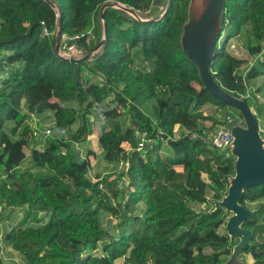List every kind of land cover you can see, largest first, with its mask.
I'll use <instances>...</instances> for the list:
<instances>
[{
  "label": "trees",
  "instance_id": "trees-1",
  "mask_svg": "<svg viewBox=\"0 0 264 264\" xmlns=\"http://www.w3.org/2000/svg\"><path fill=\"white\" fill-rule=\"evenodd\" d=\"M51 1L57 9L45 0H0V195L7 208L25 210L4 244L22 264H225L238 240L228 235V214L215 203L227 195L236 159L230 151H210L208 140L228 118L230 125L245 123L237 108L208 91L184 51L192 0H173L162 19L151 22L162 15L164 0ZM107 3L135 15L107 8L103 22ZM58 10L63 35L92 31L93 47L88 37L78 41L86 54L98 48L107 25L104 45L89 60L61 59L57 37L42 35V23L57 33ZM222 27L229 34L211 72L250 108L248 81L264 75V63L246 76L245 66L263 51L264 0H225ZM247 27V44L236 54L231 41ZM153 101L149 115L144 107ZM105 102L104 116L122 112L126 127L114 121L96 132L91 118ZM256 103L257 120H264V102ZM46 114L54 128H43L52 135L36 142L31 123L23 126L32 117L42 123ZM8 122L13 134L23 128L19 139L6 132ZM138 132L155 141L152 149L137 150ZM95 135L113 172L130 163L127 188L118 187L120 175L93 176L90 161L77 158L74 148ZM238 201L253 213L242 225L252 232L242 252L264 264V186L245 189ZM193 204L207 208L198 212ZM104 213L117 221L115 230L129 232L109 233Z\"/></svg>",
  "mask_w": 264,
  "mask_h": 264
},
{
  "label": "water",
  "instance_id": "water-1",
  "mask_svg": "<svg viewBox=\"0 0 264 264\" xmlns=\"http://www.w3.org/2000/svg\"><path fill=\"white\" fill-rule=\"evenodd\" d=\"M52 8L57 9V6L54 2L51 0H45ZM173 0H167L166 10L162 11V15L154 20L155 21L162 19L165 14L168 13L172 6ZM193 0L191 1V3ZM224 2L225 0H213V3L211 7L208 9V11L203 16L202 20L198 23L194 24L193 26L189 25L190 20V7L189 6V19L187 24L184 27L183 32V48L188 57L191 59L193 63H195L200 71V76L208 89V91L218 100H221L222 102L228 103L235 108L239 110V112L242 114L244 118L245 126L240 125H230L231 126V133L233 136V142L231 146L227 149H225L223 152H231V154L235 157V176L230 179V185L227 191V195L223 197L222 201L216 202L215 206L216 209L219 207H222L226 210L227 214H230V212H233L236 214V216L230 220H228L226 224V229L228 232V235L231 239H237L240 237L241 234H244L246 236L245 240L239 243L234 247L232 258H235L236 255L244 254L242 252L243 248L250 244L252 239V232L244 229L242 227L243 223L246 221H249L253 217V213L250 209L242 206L239 204V197L243 194L245 189H248L249 187H258V186H264V140L262 139L260 133H259V123L257 120V117L255 113L247 106V104L239 98H236L230 94H228L224 88L220 85V83L215 79L213 76L211 69H210V62L214 58L216 50L218 48L217 43L220 40L221 33H222V22L221 25H219V29L217 33H214L211 36L212 41L210 40V36L208 35L205 40L206 44L210 47V52L207 59V65L201 63L199 60H196L191 53L189 52V48L193 46L195 41L202 37L205 34L204 30V24L207 22L211 25L216 24L217 22H220L219 19H223L224 15ZM107 8H119V9H126L125 6L114 4V3H107L105 4L101 10V18L104 22V11ZM59 11V24H58V30H57V44H56V50L60 47L61 39H62V31H63V19L62 14ZM129 13H132L135 15V13L130 10L126 9ZM138 19L139 16L136 15ZM141 20V19H140ZM104 37L103 41L100 43L98 48L92 52L87 53L84 55V57L80 59H68L70 62H79V61H87L91 57H93L104 45L105 39L107 37V25L104 24ZM238 145H243L245 149V153L248 157V167L245 172V176L243 181L233 186L234 180H237L239 177V154L236 152V147ZM229 213H228V212ZM230 259L225 264H231L233 261ZM239 264V263H237Z\"/></svg>",
  "mask_w": 264,
  "mask_h": 264
},
{
  "label": "rangeland",
  "instance_id": "rangeland-1",
  "mask_svg": "<svg viewBox=\"0 0 264 264\" xmlns=\"http://www.w3.org/2000/svg\"><path fill=\"white\" fill-rule=\"evenodd\" d=\"M166 5H167V0H164V4L159 8L160 12H162L164 10ZM0 23H1V20H0ZM247 29L248 30H245L239 38L238 37L234 38L231 41V49L233 51H235L236 54H238L237 51H239V49L237 48L239 44L242 47H244L247 44V40H248V37L250 35V27H247ZM221 34L222 35L220 37V40L217 43L219 48L222 47V45L224 44V41H225L227 35L229 34V30L225 27ZM94 43H95L94 37L93 36L89 37L88 45H90V47H93ZM256 67H258V69H259V64H257ZM248 73L249 72H247V74ZM249 85H252V87L257 86V88H258L257 93H255L254 88H253V91H252L253 97H251V99L249 100L250 108L253 112H255L256 110H255L254 104H257L256 102H258V103L264 102V75L262 77L250 79ZM153 103H154V101L147 104L144 107V111L149 115L152 114L151 106L153 105ZM73 105H76V104H73ZM105 105H106V102L101 104L100 106L96 107L94 110V113H93V117L91 118L92 124L94 125L96 132L99 131L102 127H105V128L110 127L111 123H113L114 121H119L121 123V125H123V127H126L129 124L128 116L126 114H123L122 112L120 113L118 111H113L110 113V115L108 117L104 116L103 113H104V106ZM67 106H69V105H67ZM97 108H99V109H97ZM233 112H234V116L237 117L236 112L234 110H233ZM47 115L48 114H46L45 116H47ZM258 120H259L260 125L264 124L263 118H258ZM28 122L31 123V120L27 121V123L23 126V128L27 126ZM42 123H43V127H49L51 129L54 128L52 116L48 117L47 119L42 118ZM79 124L80 123L75 125L73 127V130H76L78 128ZM223 125H225L231 129L230 124L225 123ZM13 127H14V123L8 122L5 126V130L10 135L12 140H17V139H19L20 134L23 131V128L19 131L18 134H13V132H12ZM176 136L179 137L178 134ZM74 150H75V153H76L78 159H80V160L88 159L90 161V163L92 165L93 176L99 175L100 177L101 176L102 177H108L109 175H111L112 177L110 178V180H112V179L114 180L117 178L116 176H114L115 173L113 172V169L110 166H108L103 159L102 149L99 147L96 135L94 137L90 138L86 143L76 146L74 148ZM30 151H31V149L27 150L28 156L30 155ZM27 162H29V161H26L24 169L27 167ZM0 201H1V203H0V213H1L0 214V250H1L0 257L1 258L0 259H1V261H3L4 264H22L21 256L18 255L17 253H15L13 250H11V248L7 244L6 245L4 244V237H5L6 233L12 229L13 224L18 223V221H15L14 219H22L25 216V210L24 209H18V208H7L1 195H0ZM112 203L114 205L113 201H112ZM115 204H116V202H115ZM194 210H196V209L194 208ZM199 210L202 211V209L200 207H199ZM48 221H49V217L45 218V223ZM102 223H103V228L106 229L109 233H111L113 235H115L116 233L121 234L123 232H126V233L129 232L128 231L129 229L125 230L124 228L119 229V230L118 229L115 230V227L117 225V221L114 220V218H112L111 214L104 213L102 216ZM243 264H246V263L244 262Z\"/></svg>",
  "mask_w": 264,
  "mask_h": 264
},
{
  "label": "built area",
  "instance_id": "built-area-1",
  "mask_svg": "<svg viewBox=\"0 0 264 264\" xmlns=\"http://www.w3.org/2000/svg\"><path fill=\"white\" fill-rule=\"evenodd\" d=\"M42 35L45 37H52L56 36L57 34L52 33L48 30L46 25L42 23ZM92 31H89L87 33H81V34H76V35H63L60 43V47L56 50L57 55L64 60L68 59H80L84 57L86 54L85 52V47H79L78 46V41L82 40L85 37H91ZM239 47L243 50V47ZM262 47L263 51L261 52L260 55L253 57L249 60V63L246 64V72L245 76L247 75V72H250L257 64L259 63H264V40L262 42ZM2 89V76L0 75V91ZM250 93H248L247 97L249 96ZM97 106H100L97 104ZM255 115H257L256 112H254ZM232 121L230 118H228V124H231ZM31 127L33 130V140L38 142L43 140L44 138L52 135V130L49 128H43V124L41 123L40 119L37 117H32L31 118ZM259 133L264 140V124L260 125L259 123ZM196 138V136H194ZM136 139L138 141V151H142L145 148H153L155 141L150 138L149 134L146 132H138L136 135ZM233 142V136L231 133V130L229 127L222 125L219 126L215 129L214 133L208 140V148L212 152H223L225 149L229 148ZM132 151V150H130ZM130 168V163L127 162H122L121 165L117 170L114 171L115 174L120 175L121 178L118 181V187L120 189L127 188L129 186V180L127 177L128 171Z\"/></svg>",
  "mask_w": 264,
  "mask_h": 264
},
{
  "label": "crops",
  "instance_id": "crops-1",
  "mask_svg": "<svg viewBox=\"0 0 264 264\" xmlns=\"http://www.w3.org/2000/svg\"><path fill=\"white\" fill-rule=\"evenodd\" d=\"M212 3H213V0H193V2L191 3V7H190L189 25L193 26L194 24H196L199 21H201L203 16L205 15V13L211 7ZM219 20H220V22H217L214 25H211V24L206 22L203 25L204 26L203 28L205 30V34L202 37L198 38L195 41V43L193 44V46L191 48H189V52L191 53V55L196 60H199L201 63H203L205 65H207V59H208V55H209V52H210V47L206 44L205 38L208 35L210 36V35H212L214 33H217V31L219 29V25H221V22H222L221 19H219ZM222 31H223V29H222ZM210 40H212L211 36H210ZM260 77H262V76H260ZM248 86H249L250 89L254 88V91L257 89V86L256 87H252V85H249V81H248ZM47 116L51 117L52 114H48ZM102 154H103V150H102ZM192 206L198 212H200L199 207L202 210H204L206 208L205 205H200V204H193ZM224 211L226 212L225 209H224ZM235 216H236V214H234L233 212H230V214H228V217H227V222H228V220L234 218ZM245 238H246V236L244 234H241L240 237L237 238V240L240 243L243 240H245ZM231 260L233 261L231 264H237V263L243 264L244 262L246 264H253L254 263L253 257L251 255H248V254H241L239 256L236 255L235 258L231 257Z\"/></svg>",
  "mask_w": 264,
  "mask_h": 264
},
{
  "label": "bare ground",
  "instance_id": "bare-ground-1",
  "mask_svg": "<svg viewBox=\"0 0 264 264\" xmlns=\"http://www.w3.org/2000/svg\"><path fill=\"white\" fill-rule=\"evenodd\" d=\"M236 152L239 154V177L237 180H234L233 186L235 187L236 185L240 184L245 176L246 169L248 167V157L245 153V149L243 145H238L236 147Z\"/></svg>",
  "mask_w": 264,
  "mask_h": 264
}]
</instances>
